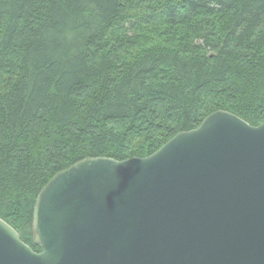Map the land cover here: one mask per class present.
Listing matches in <instances>:
<instances>
[{
  "label": "trees",
  "instance_id": "16d2710c",
  "mask_svg": "<svg viewBox=\"0 0 264 264\" xmlns=\"http://www.w3.org/2000/svg\"><path fill=\"white\" fill-rule=\"evenodd\" d=\"M217 111L264 121V0H0V219L34 251L56 173Z\"/></svg>",
  "mask_w": 264,
  "mask_h": 264
},
{
  "label": "water",
  "instance_id": "95a60500",
  "mask_svg": "<svg viewBox=\"0 0 264 264\" xmlns=\"http://www.w3.org/2000/svg\"><path fill=\"white\" fill-rule=\"evenodd\" d=\"M31 230L40 252L0 219V264H264V121L217 111L147 157L81 160Z\"/></svg>",
  "mask_w": 264,
  "mask_h": 264
},
{
  "label": "bare ground",
  "instance_id": "6f19581e",
  "mask_svg": "<svg viewBox=\"0 0 264 264\" xmlns=\"http://www.w3.org/2000/svg\"><path fill=\"white\" fill-rule=\"evenodd\" d=\"M144 8V7H143ZM150 8V7H149ZM138 12V11H137ZM148 12V11H147ZM139 14V13H138ZM155 14V13H154ZM151 16V15H150ZM154 16V15H153ZM140 17H141V15H140ZM155 24V23H154ZM157 24V23H156ZM158 26H160V25H158ZM162 26V25H161ZM157 51V50H156Z\"/></svg>",
  "mask_w": 264,
  "mask_h": 264
}]
</instances>
